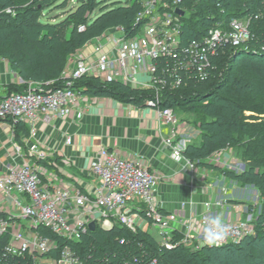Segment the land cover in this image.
<instances>
[{
    "label": "built area",
    "instance_id": "built-area-1",
    "mask_svg": "<svg viewBox=\"0 0 264 264\" xmlns=\"http://www.w3.org/2000/svg\"><path fill=\"white\" fill-rule=\"evenodd\" d=\"M183 2L141 0L135 30L126 33L116 27L92 40L85 52L74 56L62 72L61 87L0 92V122L26 124L30 136L26 152L14 143V163L0 173V264H91L90 256L83 258L75 245L95 231L141 233L159 250L167 251L222 247L254 236V222L261 213L258 196L250 204L259 207L256 219L238 207L232 217L229 205L232 199L226 195V188L219 189L215 200L203 201L200 213L191 209L186 216L162 209L156 198L160 176L139 159H124L105 148L98 150L88 169L97 185L88 194L78 188L42 184L39 173L29 163L32 158L46 157L32 141L37 123L70 116L79 120L84 114L86 95L75 83L83 78H96L151 91L153 98L143 105L155 111L158 122L170 127L163 145L174 158H182L187 172L193 175L198 161L183 156L186 134L173 110L161 106L160 98L163 92L177 90L188 81H206L213 75L215 60L221 52L244 46L253 38L250 19L244 17L215 21L199 39L183 42ZM84 29L80 26L78 31ZM70 143L67 138L65 144ZM224 151L219 150L208 158L209 165H219L233 176L243 173L245 164L226 159ZM216 215L222 217L229 231L224 239L208 245L203 238L204 229L209 218ZM91 224L93 230L89 228ZM42 231H47L49 236ZM117 241L125 245V254L120 257L105 254L100 262L109 264L117 258L116 264H158L155 258L145 257L147 253L143 249L138 260L131 251L135 241L124 238Z\"/></svg>",
    "mask_w": 264,
    "mask_h": 264
},
{
    "label": "trees",
    "instance_id": "trees-1",
    "mask_svg": "<svg viewBox=\"0 0 264 264\" xmlns=\"http://www.w3.org/2000/svg\"><path fill=\"white\" fill-rule=\"evenodd\" d=\"M19 1L0 0V58L7 61L11 70L24 83L36 82L42 85L51 80L60 81L59 75L65 68L68 57L86 42H91L116 27L122 28L126 33L135 30L134 21L141 10V0H126L125 5L113 0L115 8L108 9L106 4H99V14L90 19L85 15L90 10L89 0H80L79 7L73 14L75 22L43 25L39 22L38 12L41 8L38 5L22 10L15 16L5 12L6 8L14 7ZM94 5L95 2L90 7L95 8ZM183 7V42L199 39L215 21L244 17L250 19L249 30L253 39L239 48L226 49L215 60L216 68L206 81H188L177 90L163 92L161 106L172 110L187 106L200 116V122L196 124L200 132L199 143L186 147L183 152L186 159L200 161L205 165V160L223 148H244L246 155L242 160L245 171L237 176L228 172L225 174L243 186L254 184L264 196V172H259L260 168H264V102H257L260 96L250 83V77L264 78V0H184ZM80 26H84L83 32L78 31ZM39 28L47 30L46 34L38 36L36 31ZM224 59L231 65H236L238 60L239 64L247 63L248 66L244 69L249 74L238 72L231 78L226 68L223 70L224 77L215 79L217 69L224 65ZM61 86V83H55L50 89ZM75 87L81 89L86 96L109 97L135 105H143L153 98L151 91L135 90L117 82L101 83L96 78H83L76 82ZM12 92L18 91L8 93ZM257 106L260 107L258 111L255 108ZM253 111L256 112L255 116H246V112ZM256 169L258 172H254ZM261 213L255 223L254 236L222 247H204L197 251L185 248L159 250L146 235H132L115 230L108 233H88L75 248L83 258L90 256L91 264H104L100 259L105 254L118 257L125 254V245H120L117 241L121 238L135 241L130 243L131 251L136 253L138 260L143 249L147 253L146 257L155 258L158 264H264V244H256L264 241V202ZM42 232L49 236L47 231ZM246 243L248 247H252L254 255L247 251L237 256V251L243 252L237 247ZM222 253L226 256H222ZM116 259L109 264H116Z\"/></svg>",
    "mask_w": 264,
    "mask_h": 264
},
{
    "label": "crops",
    "instance_id": "crops-1",
    "mask_svg": "<svg viewBox=\"0 0 264 264\" xmlns=\"http://www.w3.org/2000/svg\"><path fill=\"white\" fill-rule=\"evenodd\" d=\"M10 83L21 85L24 82L13 71H8L6 65L0 64V92H5L4 86ZM83 105L84 114L79 120L74 116L51 118L48 123L40 121L36 125L32 141L45 153V160L60 158L63 165L75 171L81 179H66V174L61 176L58 173V180L54 178L57 175L53 171V176H50L53 178L42 180L44 185H64L88 194L97 185L96 178L88 170L90 161L98 150L105 148L124 159H139L160 176L156 198L164 211L182 215H188L191 209L200 212L201 203L207 198L204 188L210 187L208 184L218 185L219 177L211 182L205 176V170L198 171L195 177L187 172L184 160L174 158L170 149L163 145L170 127L157 121L153 109L118 102L109 97L86 96ZM66 137L71 139L69 145L65 144ZM29 138L26 124L0 122V173L14 163V143L26 152ZM210 166H214L211 174H219L221 166ZM224 183L229 186V182ZM230 193L232 200L229 205L233 217L232 207H238L234 202L243 205L244 200L239 199L235 189Z\"/></svg>",
    "mask_w": 264,
    "mask_h": 264
},
{
    "label": "rangeland",
    "instance_id": "rangeland-1",
    "mask_svg": "<svg viewBox=\"0 0 264 264\" xmlns=\"http://www.w3.org/2000/svg\"><path fill=\"white\" fill-rule=\"evenodd\" d=\"M79 1L80 0H20L19 3H16V5L14 7H8L6 8V10L8 11L9 14H11L12 16H15L16 13H20L22 10L25 9H29L32 8L34 6H39V12H38V16H39V22L43 25H56L58 23H72L75 22V19L73 17V14L75 12V9L77 7H79ZM88 1V0H86ZM115 2H120V4H124L126 3V0H114ZM113 0H89L88 1V6H89V11L86 12V17L93 19L94 16H96L97 14H99V4H106L108 9H112L115 8V6H113L114 3ZM95 2V8H91L90 5L91 3L94 4ZM37 35L38 36H43L46 34L47 30H45L44 28H39L37 29ZM66 36H69V31L67 32ZM90 45V42H86V44L80 46L75 52H73V54H71L68 59L67 62L65 64V68L71 63V60L74 56H79L80 54H82L83 52H85L86 47ZM225 51L221 52L219 56H221ZM218 56V57H219ZM217 57V58H218ZM226 59V58H225ZM224 59V65H222V67L219 69H217V73L215 75V79L221 77V79L224 77V71L226 70V68L229 71V76L235 77L236 74L238 72H243L246 74H249V72H247L244 68H246L248 66L247 63H242L239 64V60L236 62V65H231V63H228L227 60ZM221 61V62H222ZM0 64H2V66H7L8 71L12 72L10 65L7 63V61H5L3 58H0ZM65 68L63 69V71L65 70ZM263 71H264V66H262ZM222 69V70H221ZM62 71V72H63ZM61 74L59 75V79L56 80H51L50 82L42 85L40 83H36V82H25L21 85H14L13 83L7 84L4 86V90L5 92H11V91H25L27 89H43V90H49L51 88L52 84H57V83H61L62 85L64 84V77ZM14 73V72H13ZM228 74V73H227ZM19 77V76H18ZM20 78V77H19ZM101 83H104L102 81H100ZM250 83L252 86H254V88L257 91V94H259V98H258V103L264 102V78L262 79H257V78H253L250 77ZM76 84V83H75ZM245 104V103H244ZM257 108V111L259 110V106L255 107ZM174 115L176 117V119L178 120L179 124H180V128L182 129V132H184L186 134L185 139L187 140V146L188 145H197L199 142V129L197 128L196 124H198V122H200V116L199 114L193 112L191 110V108L189 107H177L173 109ZM256 112H246V116H255ZM12 122V121H10ZM248 138H246L247 140ZM67 140V137L65 139V141ZM71 140V139H70ZM222 150V149H221ZM224 151V157H228V159H230L231 161H240L242 163H244V161L242 160L243 156L246 155V151L244 148H238V149H233V148H223ZM211 158V157H209ZM46 159V158H45ZM36 160L35 158H32L31 161H29V163L34 167V169L39 173L40 176V180L41 183L43 184L42 180L44 179L46 181V179L49 178H53L50 177L51 175L53 176V171L56 173L57 176H54V178L58 179V173L63 176V174H66V179H72L74 181H81L79 175L73 171L70 170V168L68 166L63 165V162L60 158L57 157H49V159L47 158V160ZM206 161V160H205ZM207 163L208 159H207ZM208 164L203 165L202 163H200V161H198L197 165L195 166V168L193 169V175L195 177L194 174L198 173V171H204L206 172V177L208 180H210L212 182V180H216L217 176L219 177V184L218 185H210L208 184L210 187H205L204 188V194L206 195V200H215L218 196H219V189L221 188H226L227 189V193L226 195L231 196L230 192L235 189V193L236 195L239 196V199H242L244 201H246L247 203L243 202L244 204L242 205V203H238V202H234L236 203V205L238 206V210H244L247 211L249 213H251L254 216V219H256V217L258 216V214L260 213L259 211V207H256L253 205L252 199L255 196H258L259 198V202L258 204H263L264 202V196L261 195L260 191L257 189V187L253 184H248L246 186L241 185L240 183H238L235 179H233L232 177H228L226 176L225 172L220 170L219 174H211V172L213 171L211 168H214V166H210ZM210 167V168H209ZM264 172V168H260L259 172ZM65 172V173H64ZM216 172V171H215ZM254 172H258V169L254 170ZM48 176V177H46ZM205 177V178H206ZM224 177V178H223ZM63 178V177H60ZM59 180V179H58ZM223 180L225 182H229V186L226 185L225 183H223ZM224 186V187H222ZM242 187V188H241ZM211 193V194H210ZM250 198V200L248 201L246 198ZM246 199V200H245ZM251 204V205H250ZM241 205V206H240ZM242 207H246L242 208ZM232 209H235V207H232ZM243 211V212H244ZM201 212V210H200ZM198 212V213H200ZM233 212H235V210H233ZM175 213V212H173ZM262 214V213H260ZM187 216V215H186ZM260 216V215H259ZM259 221V220H258ZM256 223V222H254ZM246 244H241V247H237L241 250H243V252H239L237 251V256H241L243 254H245V252L251 254L252 256L254 255L253 251L251 250L252 247H248ZM257 246H262L264 244L263 242H256ZM236 248V249H237ZM252 251V252H251ZM228 252V251H227ZM231 252V251H229ZM226 254V253H225ZM222 256H226L223 253L221 254ZM147 256V254H146ZM145 256V257H146ZM238 258V257H237ZM257 261V260H256ZM241 264H244L243 262ZM251 264V262H250Z\"/></svg>",
    "mask_w": 264,
    "mask_h": 264
},
{
    "label": "clouds",
    "instance_id": "clouds-1",
    "mask_svg": "<svg viewBox=\"0 0 264 264\" xmlns=\"http://www.w3.org/2000/svg\"><path fill=\"white\" fill-rule=\"evenodd\" d=\"M228 228L224 225L222 217L216 215L209 218V221L204 229V240L208 245H213L216 242L224 239L228 234Z\"/></svg>",
    "mask_w": 264,
    "mask_h": 264
},
{
    "label": "water",
    "instance_id": "water-1",
    "mask_svg": "<svg viewBox=\"0 0 264 264\" xmlns=\"http://www.w3.org/2000/svg\"><path fill=\"white\" fill-rule=\"evenodd\" d=\"M176 13H177L178 15H180V16H183V12L180 11V10H177ZM89 228H90V230H93L94 226L91 224V225L89 226Z\"/></svg>",
    "mask_w": 264,
    "mask_h": 264
}]
</instances>
